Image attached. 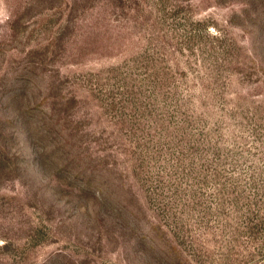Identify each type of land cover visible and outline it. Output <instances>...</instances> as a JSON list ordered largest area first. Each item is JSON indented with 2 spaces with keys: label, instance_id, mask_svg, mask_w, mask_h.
Returning <instances> with one entry per match:
<instances>
[{
  "label": "rangeland",
  "instance_id": "1",
  "mask_svg": "<svg viewBox=\"0 0 264 264\" xmlns=\"http://www.w3.org/2000/svg\"><path fill=\"white\" fill-rule=\"evenodd\" d=\"M0 264H264V0H0Z\"/></svg>",
  "mask_w": 264,
  "mask_h": 264
}]
</instances>
